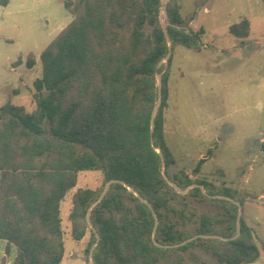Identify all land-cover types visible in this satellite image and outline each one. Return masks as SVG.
<instances>
[{
	"label": "trees",
	"instance_id": "obj_1",
	"mask_svg": "<svg viewBox=\"0 0 264 264\" xmlns=\"http://www.w3.org/2000/svg\"><path fill=\"white\" fill-rule=\"evenodd\" d=\"M64 6L73 20L41 53L34 111L11 103L0 107V241L7 244L0 264H62V203L84 171H102L106 184L119 181L94 207L102 191L80 188L71 197L73 240L90 233V254L97 238L88 214L100 236L94 264H174V252L196 247L220 264L256 263L261 251L244 217L239 236L229 241L197 238L168 249L153 240L156 221L155 240L163 245L198 235L232 238L238 232L236 202L244 206V200L237 189L193 179L184 171L168 172L176 164L166 140L173 53L167 66L158 64L168 54L169 40L173 49L176 44L200 49L204 29L185 28L178 0L167 3L165 28L162 0H66ZM250 31L247 19L230 27L239 39ZM36 63L29 54L26 66L33 69ZM157 73L163 74L162 99L152 133ZM204 161L194 169L196 175ZM164 174L186 193L173 188ZM189 198L215 202L224 212L198 214Z\"/></svg>",
	"mask_w": 264,
	"mask_h": 264
},
{
	"label": "rangeland",
	"instance_id": "obj_2",
	"mask_svg": "<svg viewBox=\"0 0 264 264\" xmlns=\"http://www.w3.org/2000/svg\"><path fill=\"white\" fill-rule=\"evenodd\" d=\"M65 1L8 0L5 5L0 0V107L11 103L34 111L33 82L42 76L41 53L73 20ZM178 1L185 28L204 29L205 34L200 49L181 44L173 49L166 140L176 164L168 172L184 171L193 179L237 189L244 200L241 217L253 229L261 251L254 264H264V0ZM244 19L251 31L239 39L230 27ZM161 21L166 25L163 13ZM31 53L37 60L33 69L26 66ZM105 186L102 171H84L74 190L101 192ZM72 194L62 203L65 233ZM189 203L198 214L224 212L215 202L189 198ZM85 237L82 243L66 237L62 264H91L86 253L90 233ZM6 245L0 241V263ZM172 255L174 264L180 258L183 264H201L193 255L204 264H220L201 247Z\"/></svg>",
	"mask_w": 264,
	"mask_h": 264
},
{
	"label": "water",
	"instance_id": "obj_3",
	"mask_svg": "<svg viewBox=\"0 0 264 264\" xmlns=\"http://www.w3.org/2000/svg\"><path fill=\"white\" fill-rule=\"evenodd\" d=\"M169 0H162V13L163 15H165V17L167 16V3H168ZM163 27L165 28L166 25L162 24ZM172 53H173V42L169 40V46H168V54L167 56L165 57V59H163L159 64H158V68H160L162 66V64H165L167 66L171 56H172ZM162 78H163V74L161 73H157V84H158V92H159V101H158V105L156 106L155 110H154V113L152 115V119H151V124H152V133L154 131V120H155V116L157 114V111H158V108H159V105L161 103V99H162ZM152 141H153V138H152ZM157 152L160 154L161 156V159H162V164L164 165V159H163V153H162V150L160 148H156ZM164 177L165 179L167 180V182L173 187L175 188L177 191H179L180 193H183L185 194L186 191H181L178 186L173 182L171 181L165 174H164ZM119 181L117 180H110L104 190L102 191L99 199L93 204L92 207L96 206L105 196L106 194L108 193L109 189L111 188L112 184L114 183H117ZM135 192V195L137 197H139L142 202L146 203L147 205H149L151 207V205L146 202L145 200H143L141 198V196L139 195V193H137L136 191ZM213 198H217V199H227V200H232L231 198H228V197H223V196H214ZM239 206V211H238V222H237V227H238V232H237V235L235 237H232V238H224L222 236H219V235H198V236H194L188 240H186L185 242L183 243H180V244H176V245H163V244H160L158 243L156 240H155V237H156V228H157V225H158V222L156 221V227H155V231H154V235H153V240H154V243L158 246V247H162V248H168V249H172V248H179L181 246H184L186 245L187 243H190L194 240H196L197 238H203V239H220V240H223V241H229V240H232V239H235L236 237L239 236L240 234V230H241V224H240V220H241V211H242V205L239 203V202H236ZM91 207V209H92ZM90 209V210H91ZM88 223H89V226L93 229V231L96 233V243L93 245V247L91 248L90 250V263L91 264H94V260H93V253H94V249L97 245V243L99 242L100 240V236L99 234L97 233L96 229L94 228L93 224L91 223V220H90V215L88 214Z\"/></svg>",
	"mask_w": 264,
	"mask_h": 264
},
{
	"label": "crops",
	"instance_id": "obj_4",
	"mask_svg": "<svg viewBox=\"0 0 264 264\" xmlns=\"http://www.w3.org/2000/svg\"><path fill=\"white\" fill-rule=\"evenodd\" d=\"M73 191V192H72ZM70 193H74L75 190L73 189ZM70 193L68 195H70ZM68 197V196H67ZM66 197V198H67ZM71 200V198H70ZM71 208H72V205H71ZM71 208H70V212H71ZM70 212H68V210L66 211V215H65V219H67V222H68V225H67V231L65 233V245H66V237L70 234L71 236V223H70V219H69V215H70ZM61 217H62V226H63V230H64V216L63 214L61 213ZM65 232V230H64ZM86 238V237H85ZM84 241V239L82 241H80V243H82ZM6 243V242H5Z\"/></svg>",
	"mask_w": 264,
	"mask_h": 264
}]
</instances>
